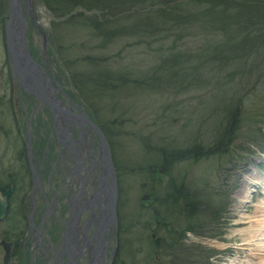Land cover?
Returning <instances> with one entry per match:
<instances>
[{"label":"rangeland","instance_id":"374dc122","mask_svg":"<svg viewBox=\"0 0 264 264\" xmlns=\"http://www.w3.org/2000/svg\"><path fill=\"white\" fill-rule=\"evenodd\" d=\"M30 4L34 19L25 20V42L31 56L46 61L63 101L70 100L84 109L107 138L111 163L119 174L120 211L128 228L119 241V264H256L246 258L254 248L240 246V235L248 232L249 223L245 222L253 219L252 211L264 201V52L240 59L234 58L235 52L234 59L222 69L217 66L218 60L198 58L194 64L193 60H181L180 69L192 64L189 73L181 71L173 77L167 61L151 60L169 43L165 38L150 48H128L129 41L124 38L112 39L111 44L99 48L98 40H89L86 31L76 34L70 28L58 27L56 33L50 24L53 17L44 5L36 0H30ZM235 13L228 12L231 16ZM32 22L41 28H34ZM201 29L197 23L192 25L177 48L196 54L207 41H218L220 45L229 37L228 45L236 46L241 36L232 31L229 35L217 32L212 37ZM40 30L46 38L45 50ZM1 31L2 27L0 165L6 167L14 144L6 147L3 141H9L12 134L5 111L10 69ZM113 52L118 57L111 58ZM81 55L107 59H74ZM84 61L96 62L97 66ZM129 65L138 71L139 78L153 71L152 82H148L153 87L126 84L114 90L116 87L110 83L117 77L125 75L132 81L137 78L125 74ZM108 73L116 76L106 84L108 87L91 90V85H79L82 75L98 79ZM161 160L166 174L160 171ZM179 188L187 191L191 207H195V216L188 221L202 223L201 229L185 230L188 221L177 213L179 209L173 208L169 214V203L165 205L166 200H162L159 204L158 199H166ZM208 211L217 214L212 216ZM160 214L177 234L185 230L177 246L167 247V231L155 229L154 216ZM149 229L155 230L159 239L153 236L151 240Z\"/></svg>","mask_w":264,"mask_h":264},{"label":"flooded vegetation","instance_id":"af4514ba","mask_svg":"<svg viewBox=\"0 0 264 264\" xmlns=\"http://www.w3.org/2000/svg\"><path fill=\"white\" fill-rule=\"evenodd\" d=\"M8 62L5 111L12 135L3 141L14 147L7 166L0 165V264H119V241L128 228L117 169L112 164L111 220L107 200L113 180L99 139L81 118L84 109L63 101L45 60L34 62L45 70L38 85L50 106L39 98L37 85H23ZM160 224L156 220L155 229Z\"/></svg>","mask_w":264,"mask_h":264},{"label":"trees","instance_id":"16d2710c","mask_svg":"<svg viewBox=\"0 0 264 264\" xmlns=\"http://www.w3.org/2000/svg\"><path fill=\"white\" fill-rule=\"evenodd\" d=\"M36 2L43 4L44 9L53 17L50 24L53 25L52 29H55L56 33L58 27L70 28L76 34L79 30L86 31L89 40H98L99 48L103 45L106 47L111 44L112 39L116 38L118 40L127 39L129 41L128 48L133 46L150 48L154 42H160L165 38L169 43L162 48V53L151 57V60L167 61L170 75L173 77L176 74H180L181 71L184 74L189 73V71L187 72L188 66L190 67L194 64L193 62L198 58L201 60H218L217 66L222 69L234 58H248L249 55L252 56L260 51L264 52V0H36ZM5 9V0H0V27L6 19ZM233 10L236 11L235 15H229L228 12ZM195 23L201 26L204 34L207 32L212 37L217 32H226L229 35V32L232 31H236V35L240 34L242 37L240 36L236 46L228 45L231 40L229 37L220 45L218 41L210 44L207 41L205 42L207 45L203 49L202 46H199V52L195 54V52L191 51L192 54H189L187 50L177 48V43L188 36L187 32ZM233 54L234 58L232 57ZM115 55L118 57V54L114 53L111 58H116ZM74 59H93L96 61L106 60L107 58L104 56L81 55L78 59ZM187 59L189 61L193 60L192 64L180 69V67H183L181 60ZM84 62L86 63V61ZM86 64L91 66L93 62ZM95 64L97 63L95 62L93 65ZM125 74L138 79L127 80L125 75L117 77L113 83H110L113 86L112 88L116 87L114 90H120L119 88L126 84L136 85L137 87L144 86V88L153 87L148 83L149 81L152 82L153 71L151 74L145 72V76L139 78L138 71L133 70L131 65H129ZM87 75L89 77L82 75L83 79L79 85H91V90L97 89V87L99 89L103 88L106 84L108 85L110 79L112 81L113 77H116L112 76V73H108L109 76L101 75L98 79L95 77L91 78L90 74ZM92 79L93 82L90 83ZM107 85L106 87H108ZM251 141L252 143L255 142L254 140ZM219 144L220 142L218 141ZM167 164H170V162H167ZM171 164L173 165L172 162ZM164 165L165 162L162 164L163 169H160L162 174H166ZM149 170L151 171L150 167L148 168ZM172 192L175 195L171 193L172 195H166V199L162 198L161 201L158 199L159 204L162 203V200H166L165 205L169 203L168 205L171 209L169 211L166 210L169 214L175 208L179 209L177 213H181L187 221L191 217L194 218L195 214L192 212L195 207H191L193 204L190 203L191 197L187 191L184 192L183 189L179 188ZM208 212L212 216L217 214L216 211L214 214L212 211ZM160 216L162 218L158 215L154 216L156 220L162 222V224L157 226V229L161 227L167 231L166 235L168 238L165 240L169 248L180 243L179 235L186 229L189 231L195 228H202V223L196 221L190 223L188 221L189 223L187 222V225L184 226L185 230L183 229L177 234L178 231L174 227L169 228L163 222V219L166 220L163 215L160 214ZM155 234L154 232V236L157 239L158 236ZM156 239L154 238L153 240L155 241L154 244L157 243Z\"/></svg>","mask_w":264,"mask_h":264},{"label":"water","instance_id":"95a60500","mask_svg":"<svg viewBox=\"0 0 264 264\" xmlns=\"http://www.w3.org/2000/svg\"><path fill=\"white\" fill-rule=\"evenodd\" d=\"M6 16L7 19H5L2 27V36L4 37L3 46L6 50L5 56L9 60L10 68L12 69L13 73L16 74V76L21 79L23 85H27L29 81L33 82L37 85L38 90L40 89V86L38 85V80L40 74L44 77L46 76L45 70L41 65H38L34 62V57L30 54V49L26 45V36L25 31L27 29L26 26V18L31 17L33 20L34 17H32L30 14H32L31 11V4L30 0H6ZM32 25L34 28H36L38 25H34L32 22ZM40 35L43 36L42 39V46L45 44V35L40 30ZM45 50V46L43 47ZM31 89V88H30ZM33 90V89H31ZM42 91V90H41ZM40 92V90H39ZM39 98L43 99L47 103V100L42 95V92H40ZM48 104V103H47ZM48 106H50L48 104ZM81 118L86 120V123L94 130V134H96L97 138L99 139V149L101 154V159H103V166L105 170L110 171V177L113 180L112 188L109 190L110 194L109 196V205L108 211L110 212V218L111 220L114 219L115 211H114V197L116 194L115 190V184L116 180L113 175V169H112V159L110 158V149L107 146L106 139L102 136L100 133L99 128L96 127L95 123L93 124L91 120H89L84 112ZM4 206L0 204V216L2 214Z\"/></svg>","mask_w":264,"mask_h":264},{"label":"bare ground","instance_id":"6f19581e","mask_svg":"<svg viewBox=\"0 0 264 264\" xmlns=\"http://www.w3.org/2000/svg\"><path fill=\"white\" fill-rule=\"evenodd\" d=\"M246 202L250 201L246 200L245 203ZM261 204L262 205L260 207H257L252 211L253 217L250 218L253 219L250 221L247 220L245 222L249 223L248 232L245 231L243 234L240 235V237L242 238V243L240 244V246H250L254 248L248 251L249 253L246 254V258L250 259L249 261L251 263L255 262L256 264H264V201Z\"/></svg>","mask_w":264,"mask_h":264}]
</instances>
